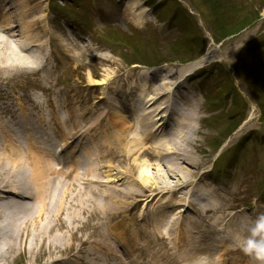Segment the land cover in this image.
I'll return each mask as SVG.
<instances>
[{"label": "rangeland", "instance_id": "obj_1", "mask_svg": "<svg viewBox=\"0 0 264 264\" xmlns=\"http://www.w3.org/2000/svg\"><path fill=\"white\" fill-rule=\"evenodd\" d=\"M100 1L103 5V8L100 7L101 10L107 15L103 18V23L98 20V24L94 25L96 35L102 30V33L104 32L106 35L105 25L113 23L116 27L128 26L125 32L128 35H134L130 38L131 40L126 38L121 40L124 31L121 29L113 30L117 32V35L112 34L113 36L109 39L103 35L102 39L99 35L94 37L93 33L89 37L87 30L90 31V29L83 23L77 32L80 35L87 34L91 41V45L88 46L84 40L75 39L73 35L72 38H68L67 34L60 33L61 28L58 25L60 17L53 14L54 12L48 5V0H21L18 2L21 3L20 7L24 3L25 7L23 6V8L29 10L30 16L27 14L24 17L26 23L31 20L35 22L45 20L43 24L50 31L47 34H42V30H39L37 34H32L31 37L38 35L37 44L39 46L34 48V52L40 54L42 52L40 46L45 43L47 56L51 47L53 55L58 53L60 59L54 58V73H41L42 63L39 62V59L21 52L20 48L17 49V46L13 44L4 43V31H0V40L3 39L0 41V83L9 81L18 85L22 91L19 96L23 103H25V97L22 95L37 91L38 93L50 94L52 100L61 103L66 99L72 101V108L83 112L87 107L93 108L96 96L98 97V94L102 93V88L108 84L112 85L119 78H125L127 73L132 71L130 65L133 62L153 64L158 61H172L173 63L167 64V66L173 65L174 68H178L182 65L177 60L186 61L193 57V59H199L204 54L213 51L221 53L222 56H218L216 60H222V64L208 65L207 63L206 67L215 66L214 72H217L218 76L223 73L228 77L225 91L237 87L241 94V102L237 103V109L245 110V114L239 115L238 118L241 121L243 117L244 121L236 131H232L233 127L236 126L235 118H229L224 112L226 102L230 104L232 101L229 92L216 94L215 102L210 105L212 109L209 108V112H211L209 115L206 113L205 106H202L203 99L198 98L200 99L199 114L202 116V121L195 125L200 126L199 133L194 135V141L185 146L182 155L186 161L180 162L185 168L184 170L188 171L189 177L193 172L197 174L193 194L185 201L183 200L184 204L187 202L188 205L191 204L195 208L190 206L188 209L185 205L186 209H183L185 212H181V209L178 208V213H181V219L178 222L181 220L183 222L188 213H203L198 212V209L200 211L208 210V215L214 218L218 214L226 215L227 221H232L235 224L245 221V218L251 221L259 213H264V190H262L264 188V80L259 81L257 85H251V81L256 80L250 73L253 66L250 65L249 59H245L243 56L245 53L251 55L250 51H244L246 48L257 47L253 54L264 65V47L260 48V45L264 44V0H242L245 3L241 4L244 5L243 8L234 7L232 3H229V0H215L221 11L217 7L218 5L212 4L214 0H182L183 5L190 13L187 20L194 22L196 29L193 27L192 29L200 37L198 39L200 45L189 47L186 51L171 47L173 40L178 36L177 34L183 30H178L175 25L170 27L168 25L170 21L166 20L162 24L156 21V25L153 22L145 27L140 26L142 30H138L139 34H137L134 33L135 30H130L129 20L119 9L120 6H116L112 0ZM234 1L235 5L240 4L239 0ZM62 4L65 5L66 2H62ZM18 20L15 21V25L18 24ZM180 22L182 23V21ZM180 22L175 23L179 28ZM243 23H247L244 28H242ZM42 28L44 29V27ZM27 31L31 33V30ZM19 37L25 40L29 39V36L24 34ZM117 37L121 40V44L118 46L113 42V39L116 40ZM9 44L13 48L15 47L14 50L18 53H13L14 55L25 57L22 63L17 62L14 55L8 53L13 51L10 50ZM4 55L7 59L10 57L9 60H11H5ZM198 56L200 57L197 58ZM3 63H10V65H2ZM257 65L259 64H255V66ZM217 66L219 70H217ZM131 73L138 74L137 70ZM202 79V76L195 77L190 84H183L186 89L188 88L189 97L190 95L193 96L192 92L198 90V84L203 82ZM209 82L205 81L204 86ZM199 88L201 93L204 92L203 88L200 86ZM193 98L197 100L196 97L193 96ZM97 108L94 107L93 109L101 114L102 112ZM218 110L222 112L215 113ZM65 113L68 114V111L66 110ZM113 113L115 120L118 119L117 112ZM194 123L191 118L183 127H179L177 133L172 137L173 140L179 139L181 134L178 133L187 131L188 126ZM250 133H252V138H249L248 143L243 144V139ZM121 138H123L122 142H117L116 147L113 148L111 159L113 161L110 162V159H106L100 162L103 169L102 174L95 179L97 190L110 196V209L102 211L98 206H95L97 212L83 215L75 221L77 217L73 215L74 210L66 207L62 216L64 226L58 222V226L52 232L46 229L50 228L51 222L55 221L54 213L49 212L44 216L41 214L39 218L41 224L45 219L44 222L47 220V225L42 228L40 227L41 224H37L33 229H29L27 237L22 239L21 243L25 252L15 254L10 258L9 264H49L56 259L75 255L77 252L84 251L85 247L89 245L88 242L93 241L96 236L104 235L106 227L112 222H123L128 229L135 232L136 239L135 235L132 236L137 244L140 242L154 251L161 249L155 243L157 235L161 238L164 236L163 239L167 241L172 238V233L163 235L158 228L150 225L145 227L142 223L141 214H149L153 206L157 207L167 201L170 204L174 203L176 199L174 195L176 194L163 192L156 196L158 191L151 187L149 182L147 184L142 182L144 177H156L160 173L158 172V164L162 165L167 161L174 160L173 155L170 151L165 150V146L157 144L158 135L153 136L143 144L135 136L136 140L128 138V136ZM241 142L242 145H240ZM218 148L220 150H217ZM227 150L228 152H226ZM234 151H238L236 157ZM219 155L222 157L220 156L221 158L216 160ZM158 157H161V161ZM177 158L182 159L181 156ZM226 159L229 162L223 164L220 162L226 161ZM224 166L230 173L226 175L222 173L225 169ZM161 168H164L163 165ZM108 170H111L113 175L110 180L105 176ZM204 170L210 171L204 174ZM163 174L162 172L158 177L164 179ZM4 176L8 181H12L10 174H4ZM118 178L121 180L117 181ZM192 183L193 181L190 182V185ZM136 184L141 188L136 187ZM159 185L163 188L161 184ZM147 197H154V199L151 202H145L144 198ZM139 199H142V202H137ZM178 201L181 200L178 199ZM209 202L216 203L219 210H215L216 205L213 208H205ZM86 205H89V202L84 203V206ZM141 205H146V207ZM107 211L110 213L109 217L99 218L96 216ZM233 215L236 218L232 217ZM128 234L130 235V233ZM175 253L180 254L178 248ZM159 255L162 261L158 263H166V258L161 253ZM183 256L184 254H182ZM232 257L241 264L243 257L241 259L239 256ZM214 258H217L215 264H222L227 257L219 253ZM142 262L143 264H156V260L152 257L142 259Z\"/></svg>", "mask_w": 264, "mask_h": 264}, {"label": "bare ground", "instance_id": "obj_2", "mask_svg": "<svg viewBox=\"0 0 264 264\" xmlns=\"http://www.w3.org/2000/svg\"><path fill=\"white\" fill-rule=\"evenodd\" d=\"M10 2L15 5L18 0H0V10L6 13L10 9L8 6ZM7 13H9V11ZM7 13L4 14V16L8 15ZM24 13L27 14V11ZM126 13L129 17H132V20L136 24H141L145 11L139 5H134L127 8ZM28 16H30V14H28ZM17 17L19 18L18 24L17 26H11L8 29L11 30L9 31L10 33H8V37L12 38L21 36L22 34L27 35V30H31L32 32H34L33 30L38 31L36 24H33L35 21L31 20L27 23L25 22L24 17H26V15H24L23 12ZM12 30H14L15 35H13ZM15 30L17 33H15ZM28 36L30 37L31 34ZM33 37L38 39V35ZM10 38L4 39V43H9ZM9 47L10 50L12 49L13 51L8 53H17L11 45ZM217 56H222V54L217 53L216 51L211 52L204 60L193 62L188 66L182 67L179 70L178 77H184L185 75L195 72L201 68L202 65H205V63L213 61ZM9 58L7 59L4 55L5 60L10 61L11 59L9 60ZM14 59L17 60V62L19 61L22 63V61L25 60V57L22 55H14ZM8 64L10 65V63H3L2 65ZM171 74L172 72L159 75L156 73H149L146 78L149 80L148 84L150 86L152 85L151 87H146L147 85L142 83V80L145 77L144 74L138 77L139 81H137V78H131L128 82L130 84V90H134L136 93L130 99L132 113L135 117L134 120L137 121L141 129L145 131L146 139L149 138L153 132L161 131L166 133L167 131L166 127L168 126L166 121L169 116L167 117L166 113L173 107L172 100L176 94L178 86L177 82L170 81L169 78H171ZM172 76L174 77L175 73H173ZM161 79V84L163 85L156 86L154 83H151L152 80ZM114 92L117 97L109 99L110 102L108 105L118 108L121 105L119 94L121 93L122 97L124 94L118 88H114ZM151 103H156V107L153 108ZM193 104L194 101L188 100V109L185 111V116L182 111L181 115L189 118L187 121L192 118L195 123L189 125L187 131L179 132L178 134H181L179 139L173 140L172 137L167 139L166 137L169 135V133H167L166 135H163L162 141L158 143L161 146H165V150L170 151L173 155L172 157H174V160L165 162L166 165L162 164L164 168H161L162 165L158 164V172H160L158 175L163 172L164 179H160L158 175L156 177L143 176L144 178H142L144 179L142 181L144 184L149 182L148 184H151L152 186H150L158 191L155 194L156 196L163 192H169L172 194H178L183 200H186V198H189L194 192L193 186L197 174L194 172L191 173L190 177L193 180V183L190 185L191 181L188 176V171H185V168L182 167V164L180 163L186 161L182 155L185 146L191 141H194V135L198 134L200 129L199 126L195 125L196 122L200 120V117L198 116V104H194L197 109H194L195 106ZM146 110L148 111L146 112ZM153 118L156 119L157 122H155L153 127L149 129L148 124H153ZM172 120L180 123L182 127L185 124V120L180 118L179 113H172ZM85 121L86 117L82 113H75L70 119L69 130L62 134L63 140L68 143L85 135L88 139L97 141L98 137L91 133L93 129L91 125L92 123L90 124V127L84 130L83 124ZM123 121L124 124L117 125L116 127L111 123H107L104 126V128L107 127L104 135L109 141L104 146L100 144L92 145L90 152H88L90 155H78L79 149L73 147V143L66 148H61L59 150V155L64 157L66 162L65 165L60 168L55 166L54 157L52 154L47 153V151L43 152L41 156L39 154L33 156L29 161H25L26 157L24 154L18 152H14V154L12 153L11 155L0 152V264H9L10 258L15 254H23L25 252V248L23 249L21 244L22 239L27 237L29 229L31 230L37 224H41V220H39L41 214L44 216L49 212L54 213L55 221L53 220L54 222H51L50 228L46 229L52 232L54 231V228L58 226V222H61L64 226L62 216L66 207H70L74 210L73 215L77 217L75 221L79 220L83 215L85 216L87 214L89 215V213L94 214L97 212L96 208H94L95 206H98L102 211L110 209L111 200L109 199L108 194L98 191L97 187H95V179L102 174L97 162L100 159L112 157V151L113 148L116 147L117 142L121 143L123 139L121 137H127L129 130L127 118L124 117ZM43 122L44 121L42 120V123ZM29 132L35 137L40 135L41 138L42 136V133L37 129H32ZM1 142L5 143V141ZM72 156H78L76 159L78 158L77 160L80 164L76 166V172L74 174L66 168L77 164L76 162L69 165L66 164ZM179 156H181L182 159H178L177 157ZM80 169L83 170L82 173L78 172ZM4 174H10L12 181H8ZM105 176L108 180L112 179L111 170H108L107 175ZM173 179H175V181H173ZM119 180L120 179L118 178L117 181ZM159 184H161L163 188ZM136 187L139 186L136 184ZM26 197L31 198V204L24 201L27 199ZM214 201L215 200L213 199V202ZM86 202H89V205L84 206V203ZM208 204L209 205H206L205 208H213L216 205V203L212 202H209ZM167 207L171 206L169 205ZM167 207H162L153 212V214L155 217L163 220L162 223L166 226L165 228H167L169 232H172L176 225L174 224V221L169 220L171 215L167 212L168 210H165ZM109 215L110 213L107 211L105 213L97 214L96 216L103 218L105 216L109 217ZM193 218H195V220L199 219L198 217ZM44 220L45 219H43V223L40 226L42 228L47 225V220L45 222ZM84 222L86 223V221ZM206 222L207 223L199 222L197 225L192 226V228L188 227L187 224H182L186 229H184L178 237L173 239L172 242L175 246L184 248L185 252L191 251L190 253L193 254L200 250L202 245L206 242L208 245L209 241H214L220 243L225 248V250H222L223 252L228 253L230 250H227L226 248L229 247L228 242L231 237V234L229 233L230 231L228 230L227 232L226 229H224L223 232L221 231L223 227H221L220 224L218 227H215L209 221ZM239 226L240 224L236 223V226L231 228L233 229L232 232L238 230ZM184 227L180 229H183ZM197 240L198 242L196 244ZM172 242H168L167 247H169ZM210 248H212V245H210ZM210 248L207 246L204 249L209 251ZM57 262L62 263V260L56 259L55 261H52V263ZM253 264L256 263L254 262Z\"/></svg>", "mask_w": 264, "mask_h": 264}, {"label": "clouds", "instance_id": "obj_3", "mask_svg": "<svg viewBox=\"0 0 264 264\" xmlns=\"http://www.w3.org/2000/svg\"><path fill=\"white\" fill-rule=\"evenodd\" d=\"M230 234L235 247L256 264H264V213L256 215L251 222L242 221L239 229Z\"/></svg>", "mask_w": 264, "mask_h": 264}]
</instances>
